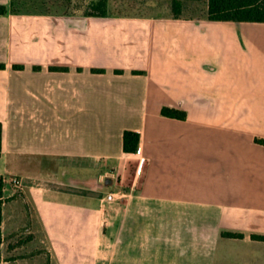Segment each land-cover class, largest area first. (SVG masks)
Here are the masks:
<instances>
[{
    "label": "crops",
    "instance_id": "0c3cea01",
    "mask_svg": "<svg viewBox=\"0 0 264 264\" xmlns=\"http://www.w3.org/2000/svg\"><path fill=\"white\" fill-rule=\"evenodd\" d=\"M13 1L1 264H264V23L209 21L207 3L174 18Z\"/></svg>",
    "mask_w": 264,
    "mask_h": 264
},
{
    "label": "trees",
    "instance_id": "16d2710c",
    "mask_svg": "<svg viewBox=\"0 0 264 264\" xmlns=\"http://www.w3.org/2000/svg\"><path fill=\"white\" fill-rule=\"evenodd\" d=\"M140 2H167L172 9V16L180 18L186 5L194 2H206L208 6L206 18L215 22H255L264 23V0H134ZM17 0L12 3L13 12L20 11L16 8ZM105 1H99L90 5L91 12H86V16H106ZM8 8L0 5V14H6ZM4 65L0 64V68ZM164 117L186 120L187 113L178 109L164 107L161 111ZM141 136L138 132L127 130L123 136V148L127 153H136L139 150ZM256 143L264 145V139H256ZM3 126L0 123V156L2 153ZM3 205L0 191V264L2 263V244H3ZM264 240V237H256Z\"/></svg>",
    "mask_w": 264,
    "mask_h": 264
},
{
    "label": "rangeland",
    "instance_id": "374dc122",
    "mask_svg": "<svg viewBox=\"0 0 264 264\" xmlns=\"http://www.w3.org/2000/svg\"><path fill=\"white\" fill-rule=\"evenodd\" d=\"M105 1L109 14L119 15H155L158 17L172 15V9L167 2H140L134 0H17L16 8L31 10L35 8H46L54 10H66L70 13L91 12L90 5L95 2ZM206 2H194L186 5L183 17L200 18L205 17L204 6ZM193 4L196 7L193 8ZM7 258V256H6Z\"/></svg>",
    "mask_w": 264,
    "mask_h": 264
},
{
    "label": "built area",
    "instance_id": "2783aa9c",
    "mask_svg": "<svg viewBox=\"0 0 264 264\" xmlns=\"http://www.w3.org/2000/svg\"><path fill=\"white\" fill-rule=\"evenodd\" d=\"M11 183L16 187L20 188L21 187V180L18 177H12L11 178ZM116 199V194L115 193H110L107 197L108 201H114Z\"/></svg>",
    "mask_w": 264,
    "mask_h": 264
}]
</instances>
